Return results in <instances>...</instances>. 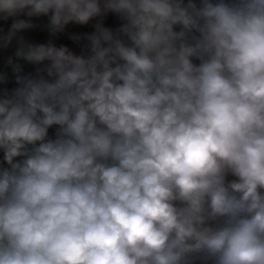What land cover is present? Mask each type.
Returning <instances> with one entry per match:
<instances>
[{"label": "clouds", "instance_id": "obj_1", "mask_svg": "<svg viewBox=\"0 0 264 264\" xmlns=\"http://www.w3.org/2000/svg\"><path fill=\"white\" fill-rule=\"evenodd\" d=\"M0 264H264V0H0Z\"/></svg>", "mask_w": 264, "mask_h": 264}, {"label": "crops", "instance_id": "obj_2", "mask_svg": "<svg viewBox=\"0 0 264 264\" xmlns=\"http://www.w3.org/2000/svg\"><path fill=\"white\" fill-rule=\"evenodd\" d=\"M65 42H68L67 39L65 40Z\"/></svg>", "mask_w": 264, "mask_h": 264}]
</instances>
